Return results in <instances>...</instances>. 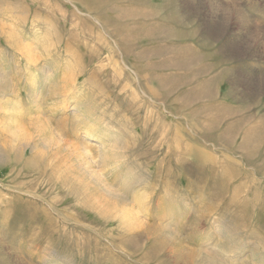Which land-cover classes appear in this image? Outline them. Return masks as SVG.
Masks as SVG:
<instances>
[{"label":"rangeland","instance_id":"1","mask_svg":"<svg viewBox=\"0 0 264 264\" xmlns=\"http://www.w3.org/2000/svg\"><path fill=\"white\" fill-rule=\"evenodd\" d=\"M0 264H264V0H0Z\"/></svg>","mask_w":264,"mask_h":264},{"label":"bare ground","instance_id":"2","mask_svg":"<svg viewBox=\"0 0 264 264\" xmlns=\"http://www.w3.org/2000/svg\"><path fill=\"white\" fill-rule=\"evenodd\" d=\"M98 179V178H97ZM105 186V185H104Z\"/></svg>","mask_w":264,"mask_h":264}]
</instances>
